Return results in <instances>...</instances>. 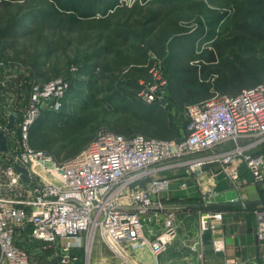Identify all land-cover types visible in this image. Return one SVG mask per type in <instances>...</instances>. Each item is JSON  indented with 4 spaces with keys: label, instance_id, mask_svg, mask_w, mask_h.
<instances>
[{
    "label": "built area",
    "instance_id": "1",
    "mask_svg": "<svg viewBox=\"0 0 264 264\" xmlns=\"http://www.w3.org/2000/svg\"><path fill=\"white\" fill-rule=\"evenodd\" d=\"M71 70L78 72L76 66ZM11 72L0 60V104L4 94L11 95L7 91ZM153 74L159 84L140 93L149 104L164 99L159 86L166 85L159 70ZM68 88L64 79L33 84L23 109L11 97L1 104L6 113L0 115V133L7 137L8 150L0 151V264H37L33 256L46 251L59 264H79L76 250L88 242L86 239L93 243L97 235L119 258V264H132L129 253L142 251H149L157 264L177 239L178 224L175 213L163 201L171 181H145L162 171L164 167L159 165L166 162L183 159L176 166L188 167L187 175H192L197 169L202 172L205 165L231 164L244 157L254 182L260 185L264 181L262 156L248 155L264 141V82L236 96L217 94L201 105L188 106L187 134L181 141L104 131L78 155L59 163L31 146L30 133L44 109H61ZM45 101L49 103L44 107ZM14 108L16 124L9 130ZM225 144H230V149L222 152L219 148ZM19 169L27 171V180ZM255 214L257 237L264 241V206ZM222 220L221 213H202L201 233L218 231ZM151 222L160 225L159 232L148 230ZM27 230L26 240L39 243L35 253L18 245ZM212 244L216 253L225 251L222 237L213 239ZM88 251L86 248L90 264Z\"/></svg>",
    "mask_w": 264,
    "mask_h": 264
},
{
    "label": "trees",
    "instance_id": "2",
    "mask_svg": "<svg viewBox=\"0 0 264 264\" xmlns=\"http://www.w3.org/2000/svg\"><path fill=\"white\" fill-rule=\"evenodd\" d=\"M31 1L46 5V9L33 19V28L22 23L0 25V35L4 41H10V49L0 51V60L12 70L13 75L7 81V90L21 99L29 95L33 84H40L34 82L32 73H27L29 54L20 40L35 37L56 50L63 45L64 34L76 31L85 40L92 36L97 59L93 67L94 77L101 92L108 96L107 102L118 104L119 110L139 112L145 121L135 134L129 121L117 120L113 127L109 126L113 133L125 137L139 134L160 141H181L187 134L186 108L193 105L195 94L206 100L217 94L236 96L264 82V54H242L234 50L240 42L264 41V0H226L230 13L224 33L201 52L198 50L200 37L197 31L187 29L185 25L186 10H196L199 5L186 6L176 2L178 0H153L156 4L136 3L105 18L65 21L48 0ZM7 5V2L0 1V9ZM73 66L80 71L79 66ZM156 70L166 80V85L159 86L165 103L158 98L149 104L138 94L159 84L153 74ZM76 76L77 73L69 69L64 80L70 88L77 84ZM64 107L65 101L60 110L44 109L42 115L59 113ZM173 109H181L180 114L176 116ZM12 110L18 114L16 108ZM82 122L63 129L66 135L86 137L75 147L65 146L58 131L40 127L31 133V146L51 154L60 163L66 162L96 138L99 129L93 126L85 132L86 125L90 126L86 119ZM52 123L56 126L59 121L56 119ZM259 151H264V146ZM27 233L28 230L22 233L18 245L35 253L39 243H29ZM50 253L39 264H59L50 258Z\"/></svg>",
    "mask_w": 264,
    "mask_h": 264
},
{
    "label": "rangeland",
    "instance_id": "3",
    "mask_svg": "<svg viewBox=\"0 0 264 264\" xmlns=\"http://www.w3.org/2000/svg\"><path fill=\"white\" fill-rule=\"evenodd\" d=\"M2 1V0H0ZM7 2V6L0 9V25L10 24V23H22L28 28L34 27L33 19L41 14V11L46 9V5L34 3L31 0H3ZM56 9L57 12L63 15L65 21L72 20H83V19H94V18H105L112 13H116L122 7H131L132 5L139 3L143 5H153L156 4L153 0H48ZM176 2L184 3V5H199V8L196 10H186V20L185 25L187 29H193L197 31L198 36L200 37V42L198 50L201 52L203 48H209L214 41L222 36L226 24L228 23L230 8L226 6V0H178ZM39 18V17H38ZM65 40L63 45L53 50L50 46L45 45L43 42H39L35 37L24 38L20 40V44L27 50L29 54L28 65L29 69L27 73H32L34 76V82L40 83L42 85L48 83L51 79H65L69 74V69L72 65H77L80 67V71L73 72L77 73L75 81L77 84L73 88H68L63 102L65 101L64 109L59 113H44L33 125L31 128V133L38 129L39 127L42 130L48 131H58L61 133L62 143L70 147H75L78 145L80 140H84L83 136L77 137L75 134H64V127L67 125H79L83 123V119L88 121L89 126L86 125L85 132L89 131V128L95 126L99 130L96 133V138L104 131H111L109 126L114 125L115 121L120 119H125L131 123L132 130L135 134L142 129L145 124V121L142 119L139 112L130 111V110H119V106L116 103L107 102V95L101 92L99 84L95 81L96 72L93 67L97 62L95 57L94 50V41L92 36H89V40H85L79 37V33L74 31L72 34H64ZM56 36H54L55 38ZM69 42V43H67ZM10 41H4L0 35V51L5 48L6 50L10 49ZM9 48V49H8ZM234 50L242 54H264V41H247L240 42L235 47ZM71 67V68H70ZM90 68V70H88ZM93 70V71H92ZM95 73V75H94ZM93 74V75H91ZM51 80V81H52ZM8 91V90H7ZM11 95L4 94L1 98V104H4L3 99H11L14 103L18 104L23 108L27 101L28 95L25 98L17 99L15 95L8 91ZM140 97V93L138 94ZM208 101L205 98H200L196 94L194 95L192 102L193 105H201L204 102ZM49 103V101L44 102V107ZM0 104V105H1ZM5 105L0 106V115H4ZM181 109H173V113L178 116ZM58 120L59 123L56 126H53V121ZM94 120L93 121H91ZM16 124V123H15ZM30 133V134H31ZM95 138V139H96ZM31 141V135H30ZM227 146V145H226ZM264 146L263 143L259 144L252 152L248 155L255 154L261 155L264 160V151H259L261 147ZM225 146H222V152ZM211 152L204 154V156L209 155ZM47 154V153H46ZM49 155V154H47ZM50 156H52L50 154ZM53 157V156H52ZM53 159H55L53 157ZM185 160V159H184ZM183 159L179 160V162ZM237 161L244 164L246 169H248L251 174L247 164L245 163L244 157L236 158L233 163ZM58 162V161H57ZM60 163V162H59ZM231 164H222L216 163L218 165V173L229 178L235 187H241L243 185L240 180L239 173L234 171H229V166ZM164 166V163L159 165ZM204 169L202 172H199V169L193 171L192 175L197 176L200 182L206 184L207 180L206 172L209 175L215 173L212 170ZM185 173L188 171V167H183ZM217 174V173H216ZM187 175V174H186ZM237 175V179H234L233 176ZM252 176V174H251ZM164 174H157L155 176H148L146 182H149L153 178H164ZM253 178V176H252ZM255 185L254 179L252 180ZM184 185L187 186L186 183ZM264 188V181L260 184ZM186 188V187H185ZM203 195L211 197L215 195L216 191L213 188H204ZM206 197V196H205ZM261 206H264V202L260 203L254 210H257ZM255 214V211H254ZM256 217V214H255ZM200 218V217H199ZM223 223V220H222ZM213 232V231H209ZM256 235H257V218H256ZM178 237V236H177ZM258 238V237H257ZM83 247H80L81 253L79 254L81 260L79 264H88V256L86 248L91 249L92 245L96 241L100 242L101 248L98 253H96L95 248L94 252L91 255L90 264H119V258L114 255L105 245L101 242L99 236L97 235L91 243V239H86ZM261 241V240H260ZM213 246V244H212ZM226 249V246H225ZM214 250V248H213ZM89 252V251H88ZM225 252V251H224ZM50 252H43L38 256H33L35 262L39 264L41 260H46V255ZM222 253V252H220ZM51 254V253H50ZM89 261H90V252H89ZM132 262V261H131ZM133 264V263H132Z\"/></svg>",
    "mask_w": 264,
    "mask_h": 264
},
{
    "label": "crops",
    "instance_id": "4",
    "mask_svg": "<svg viewBox=\"0 0 264 264\" xmlns=\"http://www.w3.org/2000/svg\"><path fill=\"white\" fill-rule=\"evenodd\" d=\"M224 146L228 150L231 145ZM176 163L180 162L176 160L164 163V169L158 173L164 174V178L171 181V189L163 195V201L176 215L178 237L168 251L159 256L157 264H264V241L257 238L254 214V209L264 202V188L253 183L244 164L235 161L229 166V171L236 170L240 175L243 185L239 188L229 178L218 173L216 164L205 167L215 173L209 175L206 172L204 177H209H206L207 182L204 184L197 176L186 175L184 168L176 166ZM205 187H214L216 194L205 198ZM205 200L211 203L207 204ZM206 212L223 215V223L218 231L201 233L199 217ZM158 218L162 225L163 216ZM160 225L151 222L147 228L157 233ZM216 237L224 239L225 252L216 253L213 250L212 242ZM101 242L103 243L102 240ZM94 248L96 253L102 250L99 241L90 249V263ZM76 252L81 253L80 249ZM129 259L133 264L156 263L149 251L129 253Z\"/></svg>",
    "mask_w": 264,
    "mask_h": 264
},
{
    "label": "water",
    "instance_id": "5",
    "mask_svg": "<svg viewBox=\"0 0 264 264\" xmlns=\"http://www.w3.org/2000/svg\"><path fill=\"white\" fill-rule=\"evenodd\" d=\"M162 101L165 103L164 99H162ZM16 119H17V114L11 111L7 129L12 130L15 128ZM7 150H8L7 137L5 136L4 133H0V151L5 152ZM19 170L23 173L24 179L27 180V171L25 169H19Z\"/></svg>",
    "mask_w": 264,
    "mask_h": 264
}]
</instances>
